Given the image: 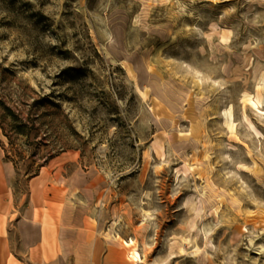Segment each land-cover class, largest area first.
I'll list each match as a JSON object with an SVG mask.
<instances>
[{
  "label": "rangeland",
  "instance_id": "rangeland-1",
  "mask_svg": "<svg viewBox=\"0 0 264 264\" xmlns=\"http://www.w3.org/2000/svg\"><path fill=\"white\" fill-rule=\"evenodd\" d=\"M0 63L40 129L0 128L17 264H264V0H0Z\"/></svg>",
  "mask_w": 264,
  "mask_h": 264
},
{
  "label": "trees",
  "instance_id": "trees-1",
  "mask_svg": "<svg viewBox=\"0 0 264 264\" xmlns=\"http://www.w3.org/2000/svg\"><path fill=\"white\" fill-rule=\"evenodd\" d=\"M0 67L2 64L0 63ZM7 73L14 74L8 68L1 69L0 75V87L9 84L11 82ZM9 94L0 93V128L2 129L4 135L9 139L10 144H14L11 140L10 134L12 133L16 137L22 136L30 138H37L40 132L39 127H37V119L31 117L32 113H28L25 116V105H27L24 100L20 101L19 104L15 105L13 98H9ZM32 111V109H30ZM16 169L18 168L17 163L14 162ZM40 165L37 168V172L40 170Z\"/></svg>",
  "mask_w": 264,
  "mask_h": 264
},
{
  "label": "crops",
  "instance_id": "crops-1",
  "mask_svg": "<svg viewBox=\"0 0 264 264\" xmlns=\"http://www.w3.org/2000/svg\"><path fill=\"white\" fill-rule=\"evenodd\" d=\"M0 228H2V223L0 221ZM116 239V237H115ZM117 240V239H116ZM58 241V239H56ZM26 243V242H23ZM41 245V257L40 260L43 261H49L54 260L57 258L59 253L56 251L54 252L49 251L48 246L50 245V239H41L40 242ZM58 245V243H57ZM132 245H127L126 242L123 244L120 241H114V242H103L102 249L98 253L100 256V262L102 261V264H135L133 263L135 260L132 257V252L134 250H131ZM28 249L26 248L25 259L33 260V253L29 255L27 252ZM55 255H57L55 257ZM17 255L15 253L13 244L11 242V239L9 237H1L0 236V264H17Z\"/></svg>",
  "mask_w": 264,
  "mask_h": 264
},
{
  "label": "bare ground",
  "instance_id": "bare-ground-1",
  "mask_svg": "<svg viewBox=\"0 0 264 264\" xmlns=\"http://www.w3.org/2000/svg\"><path fill=\"white\" fill-rule=\"evenodd\" d=\"M113 229L114 228H110V234H111V232L113 231ZM115 238V237H114ZM126 244L127 245H131V244H133V241H128V242H126ZM132 257H133V259L135 260V261H137V262H139V263H142V262H144L143 261V259L141 258V256H140V254L138 253V251H133L132 252Z\"/></svg>",
  "mask_w": 264,
  "mask_h": 264
}]
</instances>
